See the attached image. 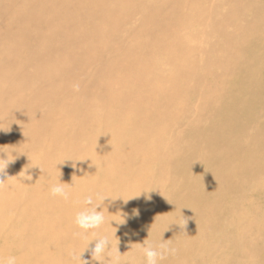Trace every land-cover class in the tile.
Instances as JSON below:
<instances>
[{
    "label": "bare ground",
    "instance_id": "bare-ground-1",
    "mask_svg": "<svg viewBox=\"0 0 264 264\" xmlns=\"http://www.w3.org/2000/svg\"><path fill=\"white\" fill-rule=\"evenodd\" d=\"M0 128L24 153L0 185V258L73 264L93 239L74 235L80 201L104 192L130 198L94 230L127 264L145 239L177 249L161 264L262 263L264 0H0Z\"/></svg>",
    "mask_w": 264,
    "mask_h": 264
},
{
    "label": "clouds",
    "instance_id": "clouds-1",
    "mask_svg": "<svg viewBox=\"0 0 264 264\" xmlns=\"http://www.w3.org/2000/svg\"><path fill=\"white\" fill-rule=\"evenodd\" d=\"M73 87L74 90L79 89L78 84L74 85ZM0 130L9 131V129L5 130L4 128H0ZM0 153H2V155H0V176H7L8 167L11 164L15 163L20 155L24 153H17L15 150L12 151L11 155H9V153L5 151H0ZM89 159L91 160V157L76 159L75 161L71 159L67 160L73 161L75 165V162H83ZM33 166L39 165L34 164L31 167ZM31 167H25L21 171L24 173L20 177L22 181L25 182L32 180V175L29 171ZM61 176L60 182L53 184L51 186L50 192L52 196L60 197L63 200L68 201L72 196V185L71 183H64L61 180ZM9 177L11 176H7L6 179L0 178V185H2V183ZM150 190L151 189L141 190V192L143 191L147 194ZM117 198L122 199L124 203H127L130 199H125L121 195L113 196L104 192H96L94 194L85 195L82 201H80L82 207L78 212H76L74 223L81 231L74 233V235L83 238L87 235V233L93 232V239L88 240L86 246L78 252L75 249L69 250L68 255L71 258L73 264H91V261H96L98 262V264H104L105 260L111 261V264H127L126 261H123L121 259V252L119 251L118 245L113 248L112 241L108 235L99 236L96 235L94 231L97 229H101L106 224H110L113 226V222H115L117 225H123L124 223H126L125 216L122 213H120V215L123 217V219L120 221H118L114 217L105 215V209L107 210V212H109L108 207L105 205V201L108 200L109 203H111ZM134 214L138 215L137 212H134ZM173 224H177L181 227L179 223ZM167 229L168 228H166L165 230ZM115 230L117 231L116 227ZM93 241L94 245L90 247V244H92ZM136 249L143 255L146 264H161L162 261L166 260L170 256H175L177 253V249L172 246V242L165 239H162L160 242H153L145 239L142 243H138L136 245ZM86 251L89 252L91 260L83 258ZM0 264H18L17 257L10 255L0 258Z\"/></svg>",
    "mask_w": 264,
    "mask_h": 264
},
{
    "label": "rangeland",
    "instance_id": "rangeland-1",
    "mask_svg": "<svg viewBox=\"0 0 264 264\" xmlns=\"http://www.w3.org/2000/svg\"><path fill=\"white\" fill-rule=\"evenodd\" d=\"M30 222H31V220H30ZM37 223H38V222H37ZM44 223H45V222H44ZM57 225H59V224H57ZM37 226H38V225H37ZM7 230H9V229H7ZM35 241L38 242L37 239H35ZM262 242H263V241H260L259 243L263 244L264 242H263V243H262ZM254 247H255V246H254ZM12 248H13V247H12ZM10 252H11V250H10ZM16 254H17L18 256H20L19 252H13V251L11 252V255H13V256L16 255ZM21 255H22V254H21ZM7 256H10V255H7ZM256 256L262 260V263H264V249H263V252H261V253H259V254H256ZM262 263H261V264H262ZM37 264H38V263H37Z\"/></svg>",
    "mask_w": 264,
    "mask_h": 264
}]
</instances>
